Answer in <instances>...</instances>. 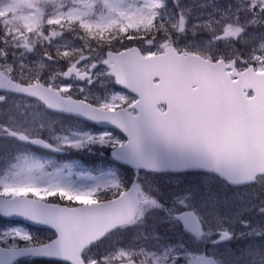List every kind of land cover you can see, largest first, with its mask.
Wrapping results in <instances>:
<instances>
[{"label":"snow or ice","instance_id":"obj_1","mask_svg":"<svg viewBox=\"0 0 264 264\" xmlns=\"http://www.w3.org/2000/svg\"><path fill=\"white\" fill-rule=\"evenodd\" d=\"M255 28L264 0H0V264H264ZM33 148L116 163L94 175Z\"/></svg>","mask_w":264,"mask_h":264},{"label":"rangeland","instance_id":"obj_2","mask_svg":"<svg viewBox=\"0 0 264 264\" xmlns=\"http://www.w3.org/2000/svg\"><path fill=\"white\" fill-rule=\"evenodd\" d=\"M184 2L185 3H188V2H191V0H184ZM221 2H224V0H221ZM262 32H264V30H261L259 28L253 29L252 30V33H251V36H250V39H256V40H258L260 38ZM95 90L96 91H102V88H101L100 85H97V88ZM55 119H57L59 121V123H57V124H59L60 126L61 125L65 126V127H68V126H77L73 121H70V120L64 121L60 117H57V118L55 117ZM60 126H58V127H60ZM114 134H116V133H114ZM9 149H12V148H9ZM87 154H89V153H87ZM184 179L185 178H181V180H182L181 183L183 182ZM161 180H164V179H161ZM175 187H176V179H175V177L166 179L164 181V183H162V188H164L165 190H170V189H173ZM259 222H260V219L256 220V223L257 224ZM0 224H2L1 221H0ZM35 234L44 237V236L49 235L50 232H48V231H38V233H35ZM261 243H264V241L261 240ZM256 244L258 245V243H256ZM228 252H231L229 245H224V246H221L220 248H217V249H213V248L211 249V253H213V254L215 253V255L218 258H221L222 255H226Z\"/></svg>","mask_w":264,"mask_h":264},{"label":"trees","instance_id":"obj_3","mask_svg":"<svg viewBox=\"0 0 264 264\" xmlns=\"http://www.w3.org/2000/svg\"><path fill=\"white\" fill-rule=\"evenodd\" d=\"M172 4H173V3H171L170 0H169V6H170V7L172 6ZM0 110H1V109H0ZM33 151L36 152V154L39 155V156H43V157L48 156V155H46V154H44V153H41L40 151H38V150L35 149V148H33Z\"/></svg>","mask_w":264,"mask_h":264}]
</instances>
